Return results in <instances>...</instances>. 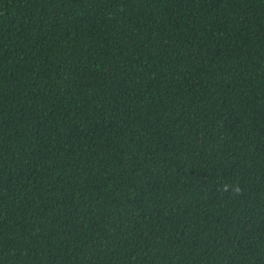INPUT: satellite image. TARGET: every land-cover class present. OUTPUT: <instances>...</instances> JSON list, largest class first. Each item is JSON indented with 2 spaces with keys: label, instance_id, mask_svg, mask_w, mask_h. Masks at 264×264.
<instances>
[{
  "label": "trees",
  "instance_id": "1",
  "mask_svg": "<svg viewBox=\"0 0 264 264\" xmlns=\"http://www.w3.org/2000/svg\"><path fill=\"white\" fill-rule=\"evenodd\" d=\"M0 264H264V0H0Z\"/></svg>",
  "mask_w": 264,
  "mask_h": 264
}]
</instances>
